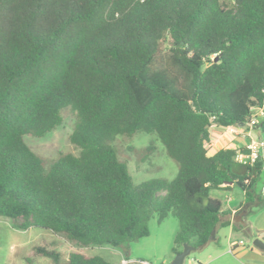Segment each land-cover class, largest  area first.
<instances>
[{"label": "trees", "instance_id": "16d2710c", "mask_svg": "<svg viewBox=\"0 0 264 264\" xmlns=\"http://www.w3.org/2000/svg\"><path fill=\"white\" fill-rule=\"evenodd\" d=\"M232 1L0 0V217L73 245L41 240L27 263L112 264L82 248L145 237L155 215L178 220L174 253L196 249L230 223L209 195L226 184L243 191L241 207L264 205L262 160L206 147L211 125L247 126L264 108V0ZM66 106L79 151L45 164L24 135L60 125ZM254 127L264 138V115ZM136 132L157 135L174 178L133 183L110 142Z\"/></svg>", "mask_w": 264, "mask_h": 264}, {"label": "rangeland", "instance_id": "374dc122", "mask_svg": "<svg viewBox=\"0 0 264 264\" xmlns=\"http://www.w3.org/2000/svg\"><path fill=\"white\" fill-rule=\"evenodd\" d=\"M222 1L233 3L232 0ZM161 47L166 49L168 42H164ZM61 116V124L43 136L24 135L25 143L45 164L56 160L61 154H77L79 151L69 140L76 121L74 112L66 106L62 109ZM209 130L210 141L206 144L208 154L222 147H244L251 139L258 136L255 127L248 125L218 127L213 124ZM110 145L117 150L119 159L125 162L134 184L155 178L170 180L177 174L178 163L166 154L163 144L153 132H136L132 136L117 135ZM209 195L219 198L222 201V210H227L238 205L236 195H243V191L238 186L232 185L230 189H213ZM226 196H231L233 201H229ZM250 209L257 210L258 206ZM148 229L147 236L129 241L122 247L89 246L83 247L82 251L88 255L101 256L112 264H121L124 259H127L128 264L143 262L170 264L175 255H173V247L174 236L179 229L178 220L172 214H168L163 220L158 221L155 215L149 220ZM246 238L250 240L251 236L247 235ZM55 239L64 241L63 249L73 247L63 237L49 230L38 227L18 229L13 226L10 219L0 217V264H52L46 257L27 263L24 254L41 240ZM201 254V251L193 250L184 259L183 264H192L193 258L195 260Z\"/></svg>", "mask_w": 264, "mask_h": 264}, {"label": "crops", "instance_id": "0c3cea01", "mask_svg": "<svg viewBox=\"0 0 264 264\" xmlns=\"http://www.w3.org/2000/svg\"><path fill=\"white\" fill-rule=\"evenodd\" d=\"M215 151L217 150L215 149ZM263 184L264 169L262 168V174L257 185V190L260 194H262L261 187ZM231 186L232 184H226L221 189H230ZM226 197L229 201H233L231 196ZM236 198L238 199L237 206L222 210L223 215L221 220L229 221L230 223L215 228V239L206 243L202 249H194L201 251L202 254L198 255L195 260L193 258L192 264L195 261L197 264H264V249L258 248L253 244L255 238L264 240V205L257 210H251V207L249 209L247 207H241L244 195H236ZM238 215H240V219ZM234 218L237 221H234ZM234 222L249 226L251 231L257 236L247 240L246 235L240 230L234 229ZM124 261L121 264H128L127 259H124Z\"/></svg>", "mask_w": 264, "mask_h": 264}, {"label": "built area", "instance_id": "2783aa9c", "mask_svg": "<svg viewBox=\"0 0 264 264\" xmlns=\"http://www.w3.org/2000/svg\"><path fill=\"white\" fill-rule=\"evenodd\" d=\"M264 93V89H263ZM264 115L263 106H256L251 108L248 126L254 127L260 122ZM240 126V125H239ZM231 127V126H228ZM245 151L237 149L234 160L247 165H253L258 159L262 160V168L264 169V138L257 136L251 139L244 145ZM261 192L264 195V184L261 187ZM125 262V261H124ZM142 264H150L143 262ZM193 264H197L196 262Z\"/></svg>", "mask_w": 264, "mask_h": 264}, {"label": "water", "instance_id": "95a60500", "mask_svg": "<svg viewBox=\"0 0 264 264\" xmlns=\"http://www.w3.org/2000/svg\"><path fill=\"white\" fill-rule=\"evenodd\" d=\"M237 3H239V1L237 0ZM216 60V58H215ZM238 218L240 219V215H238ZM234 221H237L236 218H234ZM215 239V228L211 231V235H210V238L209 240L212 241ZM206 243H203L201 245H199L197 247V249H202L203 246L205 245ZM253 244L258 247V248H261V249H264V240L261 239V238H255L253 240ZM194 250V248L188 244H183L182 246V249L178 252L175 253L172 261L170 264H183L184 262V259Z\"/></svg>", "mask_w": 264, "mask_h": 264}]
</instances>
